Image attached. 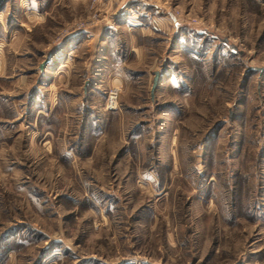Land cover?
Here are the masks:
<instances>
[{"label": "rangeland", "instance_id": "rangeland-1", "mask_svg": "<svg viewBox=\"0 0 264 264\" xmlns=\"http://www.w3.org/2000/svg\"><path fill=\"white\" fill-rule=\"evenodd\" d=\"M255 67L264 0H0V264H264Z\"/></svg>", "mask_w": 264, "mask_h": 264}, {"label": "water", "instance_id": "water-1", "mask_svg": "<svg viewBox=\"0 0 264 264\" xmlns=\"http://www.w3.org/2000/svg\"><path fill=\"white\" fill-rule=\"evenodd\" d=\"M198 33H207V34H210L212 37H216L220 42L226 44L233 52H237V49L235 47V45H233L232 43H230L227 38L225 37H221V36H218L214 33H210V32H207L205 31L204 29H197L196 30ZM48 59H44L40 64H39V68H43V65L45 64V62L47 61ZM255 69L259 70V71H262L264 69V67H255ZM157 79H158V71H154V76H153V79H152V84H151V88H150V92L151 94L153 93V90H154V87L157 83Z\"/></svg>", "mask_w": 264, "mask_h": 264}, {"label": "built area", "instance_id": "built-area-1", "mask_svg": "<svg viewBox=\"0 0 264 264\" xmlns=\"http://www.w3.org/2000/svg\"><path fill=\"white\" fill-rule=\"evenodd\" d=\"M116 96H117V89L116 88H111L109 90L108 96H107V103H106L107 108H109V109L115 108Z\"/></svg>", "mask_w": 264, "mask_h": 264}, {"label": "crops", "instance_id": "crops-1", "mask_svg": "<svg viewBox=\"0 0 264 264\" xmlns=\"http://www.w3.org/2000/svg\"><path fill=\"white\" fill-rule=\"evenodd\" d=\"M31 12L37 14L38 12L35 9H32Z\"/></svg>", "mask_w": 264, "mask_h": 264}]
</instances>
